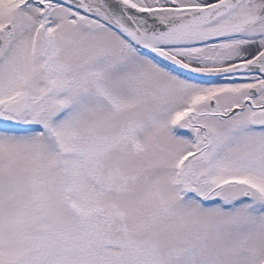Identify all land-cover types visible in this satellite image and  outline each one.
<instances>
[{"label": "snow or ice", "instance_id": "obj_1", "mask_svg": "<svg viewBox=\"0 0 264 264\" xmlns=\"http://www.w3.org/2000/svg\"><path fill=\"white\" fill-rule=\"evenodd\" d=\"M0 264H264V0H0Z\"/></svg>", "mask_w": 264, "mask_h": 264}]
</instances>
